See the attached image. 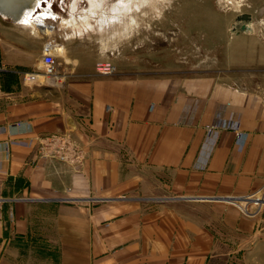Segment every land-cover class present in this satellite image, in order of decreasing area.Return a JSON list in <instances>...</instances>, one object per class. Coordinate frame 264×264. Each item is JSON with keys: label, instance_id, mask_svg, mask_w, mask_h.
Here are the masks:
<instances>
[{"label": "crops", "instance_id": "0c3cea01", "mask_svg": "<svg viewBox=\"0 0 264 264\" xmlns=\"http://www.w3.org/2000/svg\"><path fill=\"white\" fill-rule=\"evenodd\" d=\"M15 62L0 73V264L45 207L65 226L35 247H68L74 264H204L217 224L264 239V205L247 216L223 199L264 197L263 84L85 73L27 86Z\"/></svg>", "mask_w": 264, "mask_h": 264}, {"label": "rangeland", "instance_id": "374dc122", "mask_svg": "<svg viewBox=\"0 0 264 264\" xmlns=\"http://www.w3.org/2000/svg\"><path fill=\"white\" fill-rule=\"evenodd\" d=\"M41 3L32 18L42 8L52 11L45 20L52 27L50 33L39 31L32 24H19L14 17L0 12V58L5 67L15 61L22 64L14 68L23 84L22 74L40 69L43 52L50 50L56 57L59 73L63 74L57 86L64 84L68 74L102 71L118 77L239 78L243 83L264 86V0H42ZM241 13L251 16L249 28L244 31L235 28L242 23L237 20ZM52 46H61L64 51L54 52ZM24 85L35 86V82ZM245 196L225 205L245 215L239 205L254 208L251 202L246 203ZM143 205L149 209L153 202ZM200 211V221L204 223L209 214L219 217L222 209L216 203L214 209L205 205ZM183 212L192 215L191 208L184 207ZM55 213L66 212L47 207L36 217L35 211L32 212L28 238L19 247H11L5 264H74L68 260L65 251L68 247H35V242H41L38 238L49 237V228L64 230L63 222L53 220ZM221 226L216 225L215 247L204 264H264L263 238L225 233ZM35 232L41 236L35 239ZM61 236L56 235V239ZM77 250L79 259L84 252ZM75 254L70 253L72 257Z\"/></svg>", "mask_w": 264, "mask_h": 264}, {"label": "built area", "instance_id": "2783aa9c", "mask_svg": "<svg viewBox=\"0 0 264 264\" xmlns=\"http://www.w3.org/2000/svg\"><path fill=\"white\" fill-rule=\"evenodd\" d=\"M41 68L24 72L22 74L23 82L25 83H33L35 84H46V85H56L58 83V80L63 74H60L57 67H56V57L55 55L50 51H44L41 56ZM4 63L2 59L0 58V73L5 70ZM103 74H109L108 71H102ZM14 125L18 127L20 125L19 122H15ZM259 189L257 193L250 194L245 196L243 199L247 202H251L254 205L253 210H250L247 205L242 204L239 205L240 209L245 213V215H251L254 216L258 213L260 207L264 205V197L258 194ZM255 195V196H254Z\"/></svg>", "mask_w": 264, "mask_h": 264}, {"label": "bare ground", "instance_id": "6f19581e", "mask_svg": "<svg viewBox=\"0 0 264 264\" xmlns=\"http://www.w3.org/2000/svg\"><path fill=\"white\" fill-rule=\"evenodd\" d=\"M42 0H0V12L12 16L17 20V23L22 25L32 24L39 31L50 33L52 30L51 25L46 23V17L52 15L53 12L47 8H42L40 12L32 18V13L35 14L38 5ZM42 4V3H41ZM36 8V10H35ZM34 11V12H33ZM248 22V21H247ZM245 22L246 29L249 28V23ZM241 23H239L240 25ZM239 26H235L238 28ZM245 29V30H246ZM52 51L61 52V46H52ZM64 51V50H63Z\"/></svg>", "mask_w": 264, "mask_h": 264}, {"label": "water", "instance_id": "95a60500", "mask_svg": "<svg viewBox=\"0 0 264 264\" xmlns=\"http://www.w3.org/2000/svg\"><path fill=\"white\" fill-rule=\"evenodd\" d=\"M250 19V15L248 13H241L238 17H237V20L238 21H242L241 25H239V29L241 31H244L246 29L245 27V22L249 21ZM224 200H228L230 201L231 199L230 198H223Z\"/></svg>", "mask_w": 264, "mask_h": 264}]
</instances>
